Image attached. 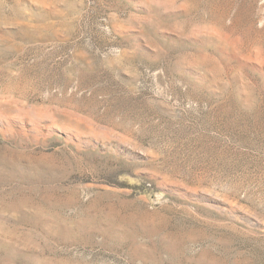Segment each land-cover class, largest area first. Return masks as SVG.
<instances>
[{
	"label": "rangeland",
	"instance_id": "1",
	"mask_svg": "<svg viewBox=\"0 0 264 264\" xmlns=\"http://www.w3.org/2000/svg\"><path fill=\"white\" fill-rule=\"evenodd\" d=\"M0 264H264V0H0Z\"/></svg>",
	"mask_w": 264,
	"mask_h": 264
}]
</instances>
